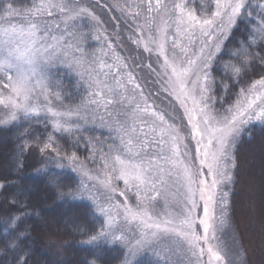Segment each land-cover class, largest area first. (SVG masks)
Masks as SVG:
<instances>
[{
	"label": "snow or ice",
	"instance_id": "obj_1",
	"mask_svg": "<svg viewBox=\"0 0 264 264\" xmlns=\"http://www.w3.org/2000/svg\"><path fill=\"white\" fill-rule=\"evenodd\" d=\"M190 2L115 0L111 6L137 22L132 43L150 57L156 55L160 70L147 67L159 77L160 91L183 110L189 129L183 134L145 95L110 41L91 59L83 55L77 21L100 20L79 0H0V126L41 117L47 121L52 129L47 138L26 140L21 152L36 148L48 162L80 176L77 187L61 191L60 199L90 201L103 218L81 243H119L127 249L124 264L148 252L155 264H173V257L183 264H228L220 238L229 212L230 193L224 188L235 180V150L242 133L250 125H264V75L243 83L227 107L224 96L214 95L211 75L225 41L240 23L248 26V39L231 53L235 62L223 65L225 76L239 84L254 60L264 63V56L253 51L264 48V0H200L198 10ZM100 35L93 38L99 41ZM58 60L84 83L86 94L79 104H66V95L58 86L54 89L47 69ZM223 87L227 93L229 85ZM218 100L220 109L215 108ZM101 109L109 117L100 115L101 125L109 126L119 143L104 151L87 141L86 160L98 165L94 172L75 151L63 150L57 137L79 133ZM27 135L25 129L21 136ZM189 138L195 144L194 160ZM51 186L59 188L56 180ZM27 215L5 219L6 247L17 246L16 229ZM17 264H26V257L20 256Z\"/></svg>",
	"mask_w": 264,
	"mask_h": 264
},
{
	"label": "trees",
	"instance_id": "obj_2",
	"mask_svg": "<svg viewBox=\"0 0 264 264\" xmlns=\"http://www.w3.org/2000/svg\"><path fill=\"white\" fill-rule=\"evenodd\" d=\"M18 2L22 4L24 0ZM114 2L115 0H79L81 6L91 9L101 23H105L108 32L116 30L114 29L116 22L114 24L112 15L120 23L119 27H124L119 15L122 13L111 7ZM260 2L261 0H253L254 4ZM199 3L200 0H191L190 7L198 10ZM77 24L84 32L81 23L77 21ZM86 29L88 31L87 26ZM120 34L122 40L120 39L117 46L119 53L128 61L129 69L136 74V79L142 84L145 95L150 101H154L161 111L168 114L170 122L174 121L186 133L183 111L171 97L160 91L161 85L156 82L159 77L147 67L151 64L152 68L159 71L154 56L150 57L142 47L138 48L126 37H122V32ZM110 36L116 40L114 34ZM247 39L248 26L244 23L238 24L213 63L211 75L215 80L214 95L217 98L225 97L224 107L234 101L235 94L243 83L264 75V63L259 59L252 62L250 70L242 76L239 84L234 83L230 76L224 74L223 65L226 62H235L231 53L240 48L242 42ZM253 51H259L260 55L264 56V48ZM137 65L141 66L137 67ZM73 79L66 75L61 78L60 88L66 95V100L72 97L78 99ZM225 83L229 85L227 93L223 87ZM158 92L159 95H155ZM216 107L221 108L219 100ZM25 129H28V135L21 136ZM51 131V126L43 118L38 120L34 118L29 122L22 121L18 126H0V184L4 185L0 188V264H17L20 256L26 257V264H91L92 261H95V264H122L125 251L121 244L101 243L99 247H92L81 243L87 235L99 228L102 217L94 213L92 205L86 200L60 199L61 191L68 192L77 187L79 184L77 174L67 167L59 168L54 162H48L36 148L21 152L26 140L34 141L36 137L45 140ZM93 131L95 128L85 129L72 136L58 135V142L63 150L68 153L75 151L81 160L88 162L87 141L89 139L94 141L96 138L101 142L105 141L99 130L95 135ZM104 145L107 146L108 142ZM260 145L264 146V125L257 123L250 125L242 133L235 150L237 167L234 170L235 180L229 192V219L226 228L229 226L232 228V233L240 244L244 253L243 264H260L258 260L262 262L264 260L259 255H255L256 242L250 239L249 233L255 230V226L249 223L247 217L243 218L244 213H242L243 204L246 202L245 198H242L244 177L253 171L249 170V167L253 168L251 158L253 153L249 152V147ZM42 169H47V172L38 171ZM53 180L58 182L59 188L51 186ZM13 198L18 203L12 204ZM21 204L26 207L21 209ZM22 212H27L28 215L16 229V235L20 237L16 242L17 246L6 247L8 241L5 240V236L8 233L4 229V221L7 217L21 215ZM259 215L261 223H264V208L259 209ZM78 229H84V232ZM21 233L23 235H20ZM133 264H155V258L144 257Z\"/></svg>",
	"mask_w": 264,
	"mask_h": 264
},
{
	"label": "rangeland",
	"instance_id": "obj_3",
	"mask_svg": "<svg viewBox=\"0 0 264 264\" xmlns=\"http://www.w3.org/2000/svg\"><path fill=\"white\" fill-rule=\"evenodd\" d=\"M101 1V0H98ZM119 15L121 16V20H122V25L124 27H119V22L117 21L116 17H114L112 15V19L113 22L116 25L114 26V29L116 28V30H114L115 32H108L106 30V25L105 23H96L95 21H91L88 18H83L81 20H79V22L81 23V27L82 30L84 32L81 31V29L78 26L79 29V33L80 35L83 37L80 40V46L84 49L83 55L87 56L89 59H91L92 54L96 53L102 46L104 48H107V44L110 41L113 44V47L115 48L116 52L122 56L119 53V50L117 48L119 41L122 40L121 36V32H122V37H126L129 41L132 42V38H135L136 33H135V29L137 28L138 24L137 22H134L132 19H129L127 17H125L124 15L122 16L120 13ZM139 22H143L142 19L139 20ZM86 26L88 28V31L86 29ZM63 27V26H62ZM83 27H85V29H83ZM91 29V30H89ZM121 31V32H119ZM100 33H103L104 35H100ZM115 35L116 40H113L112 37L110 35ZM96 35H100V40H96L93 37ZM104 36H107V40L104 39ZM121 39V40H120ZM88 43V45H87ZM89 43L91 44L89 46ZM79 55V54H77ZM155 60H156V64L158 66L157 63V57L155 54H153ZM107 60L108 63H112L113 61L111 60L110 57L105 58ZM159 69V66H158ZM160 70V69H159ZM47 72L52 80L54 89L58 86L59 89L60 88V84H61V78L66 76H70L74 81L75 84V89H76V97H78V99H76L75 97H72V99H65V103H73V104H79L81 101V98L86 94V90H85V86L83 81L80 80L79 76H77L73 71H71L66 64L61 63L59 60L56 61V63H54L53 65H51L48 69ZM111 82V81H110ZM131 87V86H129ZM137 99H139V97H137ZM178 105V104H177ZM179 106V105H178ZM215 108L218 109L215 105ZM119 109V106H114L112 111H116ZM181 109V108H180ZM181 111H183L181 109ZM103 115L105 116V119L108 120L109 117L107 116V114L101 109L100 112L97 114V119L93 122L91 120V118L89 119V122L86 124H83V122H81L83 124V130L87 129V130H91L92 128H95V131H93L94 135L96 133L97 130H99L103 136L105 141L101 142L100 140H98L97 138L93 141L95 144V147H97L98 149L103 148L104 151H107V149L109 148V146L113 145V144H118L119 141L116 138V133L114 131H111L109 126L101 125V121L99 120V116ZM42 118V117H41ZM186 122V120H185ZM186 127H184L186 133L189 131V129L187 128V122H186ZM114 127V125H113ZM103 130V131H102ZM183 134H186L185 132L182 131ZM96 137V136H95ZM108 142V145L105 146L104 143ZM186 143L189 145V150L192 154L193 160L195 157V144L194 142L191 141V139L189 138L188 140H186ZM249 152L253 153V156L251 157L253 160V168L249 167V170L251 172V169L253 170L252 173H248V176L244 177V184H243V190H242V198H245L246 202L243 204V210L242 213H244L243 218L248 219L249 223H251L253 225V227L255 228L254 231L251 230V233H249V235L251 236L250 239H253V241H255L256 243V247L257 250L255 251V255H259L260 257H262L264 259V223H261L260 221V215H259V209L260 208H264V146L260 145L259 147H249ZM90 154V153H89ZM88 154V156H89ZM99 159V156H97V160ZM249 160V159H248ZM86 162V161H85ZM88 164V167L90 169H92L94 172L98 171V165L96 163H92L90 161L86 162ZM77 174V173H76ZM78 178V181H80V176L77 174L76 175ZM119 184L120 187H123V183L122 181H118L117 182ZM231 186L232 185H226L224 190L225 191H229L231 190ZM175 190V189H173ZM119 199H123L122 197H118ZM87 201V200H86ZM90 203V201H88ZM132 202H135V197H132ZM91 204V203H90ZM159 207L162 209L164 207L163 202L160 203ZM229 219V218H228ZM103 220V218H102ZM228 226V223L227 225ZM223 229V231L220 233V238L221 240L224 242V246L226 248V255L228 258V264H243L244 262V253L242 251V249L240 248V244L238 243V240L235 236V234L232 233V228L229 226L228 228ZM122 248L125 251V258H126V254H127V249L121 245ZM144 257H154L152 255V253L148 252V253H143L141 255H139L135 261L133 263H136L137 261H139L140 259L144 258ZM125 258L123 260L125 261ZM155 258V257H154ZM258 262L260 264H264V260L263 262L261 260H258ZM173 264H183V262H181L179 260L178 257H173Z\"/></svg>",
	"mask_w": 264,
	"mask_h": 264
}]
</instances>
